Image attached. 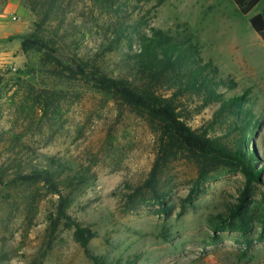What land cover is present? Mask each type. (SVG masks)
Masks as SVG:
<instances>
[{
	"label": "rangeland",
	"instance_id": "374dc122",
	"mask_svg": "<svg viewBox=\"0 0 264 264\" xmlns=\"http://www.w3.org/2000/svg\"><path fill=\"white\" fill-rule=\"evenodd\" d=\"M40 3L0 0V264H93L68 222L50 232L64 200L72 220L96 233L90 252L112 264H264V43L249 22L262 6L245 16L232 0H59L60 34L74 42L61 52L66 65L75 51L137 80L128 40L109 49L115 27L132 33L133 52L138 33L179 38L188 25L212 64L210 89L246 97L242 116L218 115L221 102L206 105L193 90L178 112L198 133L246 140L259 181L182 150L160 167L153 190L157 147L146 119L93 83L52 76L43 52L22 50ZM244 116L254 117L249 132ZM37 166L52 167L59 193L20 179Z\"/></svg>",
	"mask_w": 264,
	"mask_h": 264
},
{
	"label": "trees",
	"instance_id": "16d2710c",
	"mask_svg": "<svg viewBox=\"0 0 264 264\" xmlns=\"http://www.w3.org/2000/svg\"><path fill=\"white\" fill-rule=\"evenodd\" d=\"M45 10L40 11L36 21L35 30L22 42L24 52L38 51L50 57L49 72L54 77H69L71 79L93 83L99 90L111 93L117 100L130 107L138 115L144 117L154 132L156 138L157 158L151 174V189H155V182L161 166H165L182 150L196 154L203 161H211L214 164H227L239 168L249 183L259 181L262 173L255 168V153L247 149L244 139H222L207 136V133H198L193 130L178 112L179 104L184 97H193V90L203 94L204 104L218 100L221 102L218 115L223 112H236L242 116L240 107L246 99L245 96L233 95L222 98L213 89H210L211 63H203L198 49L193 42V33L188 25H185L180 37H174L169 31L153 29L150 35L138 33L137 50H132L133 35L122 25L114 29L115 44H111V50H116L123 39L128 40L130 51L126 54L131 74L124 77L110 75L99 63L97 58L86 57L78 52L71 54L67 65L63 62L61 52L71 50L74 42L67 41L68 37L60 34L66 31L67 24L58 17L60 8L59 0H39ZM95 3L110 4L114 0H91ZM156 2L162 5L168 0H143ZM239 11L249 16L255 9H262L253 14L250 19L251 28L264 43V0H232ZM39 5V4H37ZM58 21L54 27L53 22ZM115 46V47H114ZM52 54H57L51 55ZM172 91L170 95L167 92ZM204 105V106H206ZM238 108V109H237ZM237 109V110H236ZM242 109V111H241ZM252 116H244L247 120L245 131L252 130ZM240 129L239 125L233 126ZM48 168L40 166L32 167L26 173L20 175V179L26 183L44 182L50 184L54 193H59L54 184L55 173ZM67 200H64L58 208L57 217L50 226L51 234L55 233L62 223L68 222L75 229V239L84 250L85 255L93 264H112L104 258L90 252L89 244L96 237V233L90 227L83 226L80 222L72 220L67 213ZM245 231V228H242ZM260 241H264V234ZM250 242V241H247ZM119 264V263H116Z\"/></svg>",
	"mask_w": 264,
	"mask_h": 264
}]
</instances>
